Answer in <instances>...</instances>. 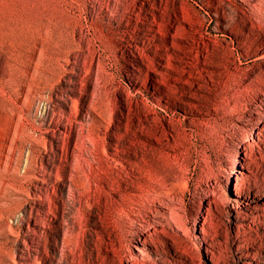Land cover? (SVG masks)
Instances as JSON below:
<instances>
[{"label":"rangeland","instance_id":"rangeland-1","mask_svg":"<svg viewBox=\"0 0 264 264\" xmlns=\"http://www.w3.org/2000/svg\"><path fill=\"white\" fill-rule=\"evenodd\" d=\"M0 264H264V0H0Z\"/></svg>","mask_w":264,"mask_h":264},{"label":"bare ground","instance_id":"bare-ground-1","mask_svg":"<svg viewBox=\"0 0 264 264\" xmlns=\"http://www.w3.org/2000/svg\"><path fill=\"white\" fill-rule=\"evenodd\" d=\"M144 162H145V163H150V162H148L147 160H145ZM149 174H150V173H149ZM141 178H142V177H141ZM143 179H146V180H149V181H150V177H149L148 175H145V176L143 177ZM141 181H142V180H141ZM149 181H148V182H149ZM146 182H147V181H146ZM137 184L139 185V184H140V181H138ZM141 184H143V181L141 182ZM140 186L143 187L142 185H140ZM141 187H140V189H141ZM145 187H146V186H145ZM148 187H149V186H148ZM137 188H138V186H137ZM143 188H144V187H143ZM167 205H168V204H167ZM168 208H169V206H168ZM170 208H171V207H170ZM170 208H169V209H170ZM170 214H173V213L170 212ZM173 216H175V215H173ZM173 216L171 215V218H172ZM173 220H174V219H173ZM175 220H176V219H175ZM175 220H174V221H175ZM175 222H176V221H175ZM176 223H177V222H176ZM153 228H154V227H153ZM149 230L152 231V229H149ZM156 230H157V229H156ZM147 231H148V230H147ZM151 231H148V233H150ZM153 232H154V231H153ZM156 232H157V231H156ZM148 233H147V234H148ZM150 235H151V234H149V236H150ZM157 236H158V235H157ZM144 238L147 240V237L144 236ZM153 238H154V237H153ZM155 238H156V237H155ZM143 241H145V240H143ZM150 241L153 242V241H155V240L153 239V241H152V239H151ZM155 242H156V241H155ZM157 242H158V241H157ZM157 242H156V243H157ZM156 243H155V244H156ZM153 244H154V242H153Z\"/></svg>","mask_w":264,"mask_h":264}]
</instances>
